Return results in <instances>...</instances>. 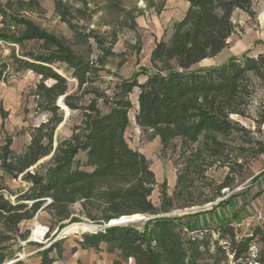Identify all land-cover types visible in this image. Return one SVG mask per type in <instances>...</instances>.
<instances>
[{
  "label": "rangeland",
  "instance_id": "1",
  "mask_svg": "<svg viewBox=\"0 0 264 264\" xmlns=\"http://www.w3.org/2000/svg\"><path fill=\"white\" fill-rule=\"evenodd\" d=\"M26 1L0 0L4 23L0 33L17 34L20 25L15 24L14 19L31 20L66 41L78 56L92 62L98 69L93 84L106 94L111 93L116 82L131 77L133 73H138L136 78L142 82L146 73L156 69L164 73L168 68H176L174 61L162 64L159 60L152 62L150 57L158 42L169 40L173 24L186 12L188 4L184 0H36L37 5L32 7L24 5ZM232 22L233 32L226 46L217 55L191 66L190 70L217 66L232 56L264 53V0H251L250 11L235 10ZM4 41L5 44L0 45V146L10 138L11 150L21 153L29 143L32 128L45 121L49 113L36 107L34 89L38 76L21 69L13 57L20 58L28 50H41V41L29 40L21 44ZM52 67L67 79L68 93L76 92V105L87 106L94 95L77 91V80L71 69L63 63H55ZM249 78L255 93L250 96L245 116L230 115L243 131L232 133L227 139L228 150L225 149L218 161H208L199 168H196L193 156L201 146L204 134L200 133L191 140L138 126L134 119L138 89L134 88L129 94L132 107L128 112L129 124L124 138L129 147L144 155L154 173L155 184L147 198L155 213H138L143 219L127 224L141 230L147 220L155 217L180 218L197 213L199 226L191 225L190 221L186 224L181 219L184 227L180 232L183 241L189 239L192 229L194 234L201 232L200 237L207 236V249L196 264H214V261L215 264H243L242 259L237 263L232 261L227 246L223 244L228 239L219 237L217 228L226 223L234 224L254 211L262 212L264 216V150L259 151L264 148V123L258 126L254 121L259 112L264 118V87L253 73H249ZM60 102L62 120L55 129L51 151L28 168L32 174L45 173L52 165L57 144L69 137L72 128L80 122L81 110H70L62 100ZM97 104L102 107L101 99H97ZM76 159L83 162L84 153L79 152ZM82 169L90 170L89 167ZM27 171L13 177L0 170L1 191L13 203L21 198L30 215L20 220L17 225L19 235L7 243L13 252L11 259L20 258L23 264H39L43 249L57 244L48 254L54 258L56 250H62L65 245L69 249L70 243L66 242L91 234L90 230L81 229H68L59 234L62 228L79 222L104 226L113 219L108 217L113 212L107 201L108 193L117 191V181L110 179L93 190L83 186L71 203L61 199L55 201L52 195L27 199L34 193ZM228 172L230 178L226 183L224 179ZM257 174L259 177L253 179ZM225 183L227 186L222 187ZM214 214L217 221L213 219ZM34 221L48 227L45 237L38 243L29 240ZM260 229L259 236L250 243L247 254L250 262L264 253V223Z\"/></svg>",
  "mask_w": 264,
  "mask_h": 264
},
{
  "label": "trees",
  "instance_id": "2",
  "mask_svg": "<svg viewBox=\"0 0 264 264\" xmlns=\"http://www.w3.org/2000/svg\"><path fill=\"white\" fill-rule=\"evenodd\" d=\"M184 1L188 7L183 17L173 24L169 40L158 42L150 57L152 62L159 60L162 64L174 61L176 68H168L164 73L158 69L146 73L142 82L136 78L138 73H133L131 77L116 82L110 94L93 84L98 69L92 62L78 56L66 41L41 29L31 20L14 19V23L20 25L17 34L0 33L1 39L18 44L29 40L41 41V50H28L22 57L13 58L21 69L38 76L34 89L36 107L49 113L45 121L32 128L29 143L21 153L13 152L11 139L6 138L0 146L1 171L16 177L50 153L55 129L62 120L56 105L59 97L62 96L63 103L70 110H81L79 124L72 128L69 137L57 144L52 165L45 173L26 172L34 191L27 199L52 195L55 201L61 199L71 203L83 186L93 190L112 179L117 181L118 187L116 192L108 193V207L113 212L108 216L110 219L125 214L155 213L147 198L155 184L154 173L144 155L129 147L124 138L129 124L128 112L132 107L129 94L134 88L138 89L134 114L138 126L191 140L200 133L204 134L201 146L193 156L196 168L205 166L208 161H218L225 149L228 150L227 139L233 132L243 131L230 119V115L245 116L250 96L255 93L249 73H253L264 87V53L232 56L217 66L190 68L217 55L226 46L233 32V12L250 11L251 0ZM23 4L32 7L37 5V1L27 0ZM102 54L107 55L106 52ZM55 63H63L71 69L77 80L78 92L94 95L87 106L76 105L77 94L68 93L67 79L53 69ZM97 99H101L102 107L98 106ZM254 121L258 126L264 123L261 112ZM79 152L85 155L83 162L76 159ZM229 178L230 172L224 182L227 183ZM226 183L222 187H226ZM21 200L18 198L13 203L0 189V264H23L20 259H11L13 252L7 245L19 235L17 225L20 220L30 217L27 205ZM184 216L155 217L147 220L141 230L131 224L111 225L86 236L84 244L98 248L99 243L104 242L109 250L118 249L122 258H132L134 264H196L207 249V236L200 237L201 232L194 234L192 229L189 239L183 241L180 232L184 227L181 222ZM260 227H256L251 236L239 240L234 238L232 224L217 228L218 236L228 239L223 244L227 246L233 262L242 259L243 264H264V253L252 262L247 255L251 241L261 233ZM56 245L40 252L39 264H52L48 254Z\"/></svg>",
  "mask_w": 264,
  "mask_h": 264
},
{
  "label": "crops",
  "instance_id": "3",
  "mask_svg": "<svg viewBox=\"0 0 264 264\" xmlns=\"http://www.w3.org/2000/svg\"><path fill=\"white\" fill-rule=\"evenodd\" d=\"M213 219H217L215 214ZM182 220L190 221L191 225L199 226V219L196 215L186 216ZM85 239L86 236L66 242V244L70 243L69 249L65 245L62 250H56V256L54 258L51 257L53 260L52 264H123V261L134 264L132 258L129 257L128 260L122 258L118 249L109 250L108 245L104 242L99 243L98 248L89 247L84 244Z\"/></svg>",
  "mask_w": 264,
  "mask_h": 264
},
{
  "label": "built area",
  "instance_id": "4",
  "mask_svg": "<svg viewBox=\"0 0 264 264\" xmlns=\"http://www.w3.org/2000/svg\"><path fill=\"white\" fill-rule=\"evenodd\" d=\"M3 27H4L3 16H2L1 11H0V31L3 29ZM4 44H5V41L0 38V45L3 46ZM263 223H264V216H263L262 212L254 211L250 214H247L246 216L241 218L238 222L232 224L234 238L236 240H239V239H243L245 237L251 236L253 230L256 227L261 226ZM108 226H110V225L108 224V225H104V226L103 225L97 226L96 229L90 230L89 233H91V234L96 233L97 231L103 230L104 228H106ZM67 227L62 228L61 231L59 232V234H63L64 231H66ZM35 231H37V234L35 233ZM47 232H48L47 226L38 224L37 221H34L33 229L31 230L29 240L31 242L38 243L41 240H43V238L45 237ZM58 236L59 235L54 237V239H56Z\"/></svg>",
  "mask_w": 264,
  "mask_h": 264
},
{
  "label": "bare ground",
  "instance_id": "5",
  "mask_svg": "<svg viewBox=\"0 0 264 264\" xmlns=\"http://www.w3.org/2000/svg\"><path fill=\"white\" fill-rule=\"evenodd\" d=\"M140 218H142V215L138 214V213L131 214V215H123L121 217L111 219L109 224H118L121 221H126V222L130 221V220H135L136 221V220H138ZM96 228H97V226H95L93 224L82 223V222L80 223L79 222V223H74V224L68 226L66 228V230H68V229L94 230ZM35 233L37 234V231H35Z\"/></svg>",
  "mask_w": 264,
  "mask_h": 264
},
{
  "label": "water",
  "instance_id": "6",
  "mask_svg": "<svg viewBox=\"0 0 264 264\" xmlns=\"http://www.w3.org/2000/svg\"><path fill=\"white\" fill-rule=\"evenodd\" d=\"M59 100H57V102H56V105L58 106L59 105V102L62 100V96L61 97H59L58 98ZM59 101V102H58ZM68 113V112H67ZM143 218H140V219H138V220H142ZM135 220H130V221H121V222H119L118 224H109L110 226L111 225H124V224H127V223H129V222H134ZM18 259H20V258H18ZM6 264V263H5Z\"/></svg>",
  "mask_w": 264,
  "mask_h": 264
}]
</instances>
